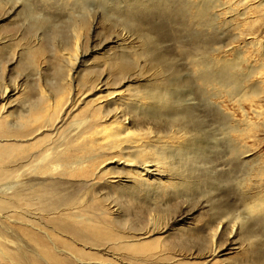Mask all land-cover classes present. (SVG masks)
I'll return each instance as SVG.
<instances>
[{
	"label": "rangeland",
	"instance_id": "374dc122",
	"mask_svg": "<svg viewBox=\"0 0 264 264\" xmlns=\"http://www.w3.org/2000/svg\"><path fill=\"white\" fill-rule=\"evenodd\" d=\"M26 1L31 7V14L18 13L20 8L11 14L0 11V117L3 115L5 119L2 120L6 122H15L19 117H35L39 110L33 111L32 106L47 97L46 106L51 107L54 101L58 104L57 121L60 118L65 121L60 131L46 132L43 135L42 146L37 145L24 155L35 153L52 141H66L68 151L64 157L70 159L80 154L90 157V151L104 150L101 148L103 140L88 138L95 130L89 122L86 126L88 130L75 138L67 139L68 135L65 136V133L73 126V122L96 117L93 107L99 101L92 103L94 99L106 100L103 104H109L111 115L120 113L121 116L126 104H133L136 109L137 105L140 106L139 99L136 98L141 93L140 87L159 82L153 80L155 75L152 67L142 59L138 61L140 69L136 74L114 75L111 59L122 51L131 52L140 46L132 23L149 33L148 37L157 46L153 52L166 60L174 70L173 75L164 71V74L155 78L164 76L171 84L179 83L180 93L177 96L181 99L178 102L189 108L191 106L190 111L195 110V114L192 112L194 117L203 123L202 130L198 132L192 131L191 125H185L187 135L182 134L184 139L174 140L170 156L166 159L176 171L184 172L190 168L188 180L194 182L196 179L199 182L193 189L172 196L167 204L165 199H157L153 183L160 182L165 189L171 181L156 177L149 182L147 188L136 193L132 191L130 195L127 189L132 188L133 184L129 178H125L127 175L123 168L109 162L106 157L98 158L95 166L106 160L101 172L105 171L106 176L100 181V186L104 189L97 187L91 195L84 193L79 198V203L97 214L100 222L103 219L106 224H100L99 227L112 230L124 245H112V255L103 253V247L98 250L85 247V252L98 257L84 263L264 264V204L260 203L262 212L259 213L253 211L252 214V211L245 209V199L249 196L247 204L264 197V97H252V105L244 101L243 114L238 103L226 96L219 98L212 97L210 93L204 95L201 87H198L196 69L190 61L201 51L203 34L195 27L186 26L183 18H178V15L158 13L149 7L135 16L132 22L119 13L103 14L101 11L102 8L109 10L111 4H126L127 0H95L90 8L94 14H79L75 10L69 12V0ZM152 1L145 0L144 4ZM164 1L165 5L174 9L175 2ZM8 4L5 8H9L12 3L10 6ZM82 19L85 25L74 34L73 26H78ZM158 23H163V29L158 28ZM228 31L226 26L220 31L213 30L212 36L216 38L213 48L224 47ZM196 37L198 41H193ZM75 45L78 51L74 49ZM67 54L77 56L79 62L69 61L71 57L68 59ZM88 82H95L98 88L101 87L100 91L91 90ZM161 87L164 88L162 85ZM56 89H60L61 93H56ZM173 89L174 87H169V90ZM114 91L118 92L120 99H113L109 95ZM70 97L75 103L69 105L70 101L67 103L66 100ZM63 102L67 104L64 105L65 108L62 107ZM226 113L232 118V124L225 125L223 114ZM142 118L138 117L130 124L131 133L136 129L137 132L149 129L156 136L155 141L160 144L170 142L169 138L173 136L170 131L176 130L175 128L165 126L162 117L155 120L156 123ZM246 118L250 126H244L242 120ZM112 120L113 118L103 123V126ZM118 120H114L115 125H119ZM228 121L231 122L230 119ZM114 124H111L110 130L107 128L108 133L116 127ZM233 125L235 131L227 133L225 127L232 128ZM3 142L4 139L0 144ZM187 142L198 149L207 150L204 151L205 155L203 152L204 158L185 162L182 155L183 149L187 151L189 148L185 147ZM12 143L14 140L11 139L6 143L9 145L7 147H11ZM230 147L237 149L240 154L235 156L230 152ZM22 148H27L26 142ZM80 148H84L85 152ZM245 151L250 152L249 155L243 154ZM10 154L13 157L16 151L12 150ZM39 158L35 157L34 162ZM4 167V162H0V168ZM164 174L175 175V171H165ZM70 183L74 187L78 185L74 181ZM108 185L110 186L107 187ZM213 230H216V237L211 245ZM202 242L205 246L199 251ZM0 264L5 263L0 261Z\"/></svg>",
	"mask_w": 264,
	"mask_h": 264
},
{
	"label": "bare ground",
	"instance_id": "6f19581e",
	"mask_svg": "<svg viewBox=\"0 0 264 264\" xmlns=\"http://www.w3.org/2000/svg\"><path fill=\"white\" fill-rule=\"evenodd\" d=\"M94 1L69 0L71 4L69 12L75 10L74 12L79 14L93 13L90 8ZM127 1L123 5L111 4L109 10L102 8L101 11L103 14L119 13L123 18L132 21L135 16L152 7L158 13L178 15V18H183L186 26L195 27L199 29L198 32H202L201 51L190 61L196 69L195 78L204 95L210 93L212 97L219 98L222 95L226 96L238 103L243 114H245L242 106L244 101L252 105L254 103L252 97H264V0H172L176 3L174 11L165 5L164 0H153L147 5L144 4L145 0ZM9 2L12 3H10L11 6ZM26 2V0H0V11L11 14L20 8L18 13L31 14V7ZM7 4L9 8H5ZM84 25L85 21L82 19L78 26H73L74 34ZM132 25V29L138 35L140 46L131 52L122 51L111 59L114 75L136 74V71L140 69L137 64L141 59L152 67L155 77L161 76L164 71H169L173 75L174 70L170 64L153 52L156 45L148 37L149 33L142 31L136 23ZM224 26L229 30L227 43L224 47L222 45L213 48V42L216 41V38L212 36L213 30L220 31ZM158 28L163 29V23H158ZM193 41H198L197 37ZM76 47L77 45L75 50H77ZM67 55L68 59L71 57L69 61L78 60L77 56ZM155 77L153 80L159 81L158 83L140 87V95L135 96L139 99L142 108L137 105V110L133 104L128 106L129 103L125 105V111L121 116H119L120 113L111 115L109 104L105 106L103 104L106 100L94 99L92 103L99 101L93 107L96 117L92 120L87 118L72 123L73 126L69 127L65 133V136L68 135L67 139L75 138L88 130L86 126L89 122L95 130L88 138L104 141L103 145L100 143L104 150L90 151L92 154L90 157L80 154L72 159L65 158L68 151L66 141H52L35 153L24 155L28 150L32 151L35 146L43 145L41 140L46 132H58L64 124L63 118L57 121L56 105L58 104L54 101L51 107L46 106L47 97L32 106L33 111L39 110L35 117H19L15 122L2 120V118L5 119L3 115L0 117L2 120L0 121V142L4 139L3 144H0V162H4L5 165L3 169L0 168V200H5L0 202V261L2 263L87 264L84 262L93 261L98 256L85 252V247L95 250L103 247V253L112 255L110 253L112 245L117 247L124 245L119 242L118 237L114 236L112 230L102 226L106 224L103 219L100 222L97 214H93L91 209H86L79 203V198L84 193L91 195L97 187L100 190L104 189L100 186V181L106 176L105 171L101 174L106 160L100 161L95 166V162L100 157H106L109 162H114L123 168L127 175L125 178H129L128 180L133 184L132 188L127 189L130 195L132 191L136 193L147 188L149 182L156 177L166 178L171 183L165 189L160 182H154L153 186L156 187L157 199L158 197L165 199L167 204L172 196H178L188 189H193L199 182L196 179L194 182L188 180L190 168L184 172L176 171L166 159L170 156L169 151L174 140L184 139L182 134L187 135L185 125H191L192 131L198 132L202 130L203 123L194 117L195 110L192 111L193 114L190 111L191 106L189 108L178 102L179 83L171 84L164 76L157 79ZM88 84L91 90L100 91L101 89L97 84L95 85V82H88ZM169 87L174 89L169 90ZM59 90L56 89L55 92L60 94ZM6 92L7 90L3 94ZM109 95H112L113 99L118 97L120 99L118 92L114 91ZM68 101H70L69 105L75 103L72 97L66 100L67 103ZM64 102L63 108L67 106ZM142 109L144 111L141 112ZM254 113L258 114L257 111ZM223 115L225 125L233 123L229 114ZM138 117H144L142 119L145 120L151 119L154 123L162 117L165 126L176 129L170 131V135L173 134L172 138H169L170 142L160 144L155 141L156 136L152 135L149 129L138 132L136 129L131 133L130 124L134 123ZM111 118L113 120L103 126V123ZM119 118L123 120L119 121ZM115 119L118 120L119 125L114 124ZM242 122L244 126L249 125L248 118ZM111 124L116 127L108 133L107 128L109 127L110 130ZM230 126L225 127L227 133L230 130L235 131V126L233 125L232 128ZM136 134L138 137L135 138ZM99 136L100 138L96 139ZM11 139L14 143L11 147H7L9 145L6 143ZM25 142L27 148L23 149ZM187 143L185 147L189 148L187 151L183 149L184 155H182L185 157V162H190L194 158L197 161L199 159L196 158H204L207 150L198 149L193 144ZM12 150L16 151L13 157L10 154ZM80 150L85 152L84 148ZM229 150L235 156L240 154L237 149L230 147ZM178 151L181 153V150ZM249 153L243 152L245 155ZM35 157H40L37 162H34ZM165 171L170 173L175 171V175L167 176L164 174ZM3 176L8 178H2ZM70 181L77 182L78 185L71 186ZM246 199V210L252 211V214L253 211L262 212L260 208L261 204H264V197H259L256 202L250 204L246 203ZM97 220L99 224L96 223ZM100 224L102 227H99ZM218 227L216 230L219 229ZM216 230L212 231L213 234L211 233V245L214 243ZM114 241L116 243H112ZM203 246L205 243L201 244L198 250L201 251Z\"/></svg>",
	"mask_w": 264,
	"mask_h": 264
}]
</instances>
